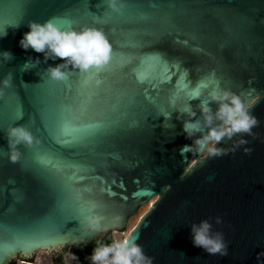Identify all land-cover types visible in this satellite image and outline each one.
<instances>
[{
	"label": "water",
	"instance_id": "water-1",
	"mask_svg": "<svg viewBox=\"0 0 264 264\" xmlns=\"http://www.w3.org/2000/svg\"><path fill=\"white\" fill-rule=\"evenodd\" d=\"M131 2L143 4L151 13V6L161 0ZM82 3L84 0H0V20L19 13L27 22L52 20L64 29L97 27L88 16L78 13ZM169 3H174L175 13L190 23H182L178 32L143 51L159 53L178 64L193 84L215 81L208 91L226 88L242 95L245 103L258 97L250 109L258 121L252 135L224 138L217 147L226 154L204 159L195 151L181 155L180 149L192 145L195 139L186 138L184 133L186 113L178 119L179 109H175L165 120L158 109L152 108L131 117L113 138L95 149L92 170L83 173L86 178L77 185L91 189L85 195L95 211L82 218L61 217L59 188L38 170L9 162L4 129L10 124L24 125L36 133L41 148L58 151L46 130L47 114L62 101L63 84L78 80L80 72L69 67L72 74L66 81L48 79L46 69L62 61L57 58L45 62L42 53L19 47V40L28 31L27 23L7 26L6 35L0 37V52L12 54L10 60L0 57V81L10 82L0 96V264L11 259L32 260L39 250H47L52 258L63 248L80 247L101 234L124 231L129 217L154 196L158 199L132 232L152 264H264V0ZM88 5L89 12L97 17L108 10L104 0H88ZM141 27L150 25L115 21L100 26L118 51L126 42L137 39L133 34ZM29 58H38L40 63L25 69ZM175 83L157 80L159 93L149 84L138 88L148 90L154 98L159 96L163 108V94ZM204 101L216 110L205 92L188 101L196 113L192 122L203 125L200 105ZM15 104L24 109L20 121H14ZM170 124L174 129L167 127ZM240 140L246 143L239 144ZM17 147L27 154L23 145ZM245 149L251 151L246 153ZM91 215L100 218V232L85 230ZM217 217L220 223H216ZM201 220L211 223L213 233L223 234L227 255H209L193 246L191 225ZM53 224L57 231L50 234L46 229Z\"/></svg>",
	"mask_w": 264,
	"mask_h": 264
},
{
	"label": "snow or ice",
	"instance_id": "snow-or-ice-1",
	"mask_svg": "<svg viewBox=\"0 0 264 264\" xmlns=\"http://www.w3.org/2000/svg\"><path fill=\"white\" fill-rule=\"evenodd\" d=\"M122 4L119 14L107 10L103 17L89 12L88 0H84L77 11L93 20L98 28L115 21L148 24L150 27L136 30L133 35L137 39L123 44V50L118 51L108 39L112 46L110 62L101 69L79 73L78 80L63 84L62 101L54 110L48 111L46 129L59 150H44L39 143L31 148L25 147L28 152L19 161L25 168L38 170L59 188L61 217L75 215L82 218L95 211V206L85 195L91 189L77 185L86 178L83 173L92 170L91 158L96 155L95 149L113 138L131 117H139L152 108L158 109L159 115L164 117L172 110H185L189 107L188 101L205 92L210 93L208 90L215 85V81L193 84L180 71L178 64L170 63L159 53L143 51L154 42L163 41L178 32L182 23H190L175 13L174 3L161 0L159 5L151 6L154 9L151 13L146 12L139 2L122 0ZM22 23L28 22L19 13L0 20V34L7 26L15 27ZM136 49L140 51L136 52ZM157 80L167 84L176 81L174 88L163 94V108L160 107L159 96L154 98L148 95V90L142 92L138 88V85L149 84L154 86L153 91L159 93L161 90L155 87ZM12 114L14 121L22 120L23 106L15 104ZM46 231L54 234L57 225L48 226Z\"/></svg>",
	"mask_w": 264,
	"mask_h": 264
},
{
	"label": "clouds",
	"instance_id": "clouds-1",
	"mask_svg": "<svg viewBox=\"0 0 264 264\" xmlns=\"http://www.w3.org/2000/svg\"><path fill=\"white\" fill-rule=\"evenodd\" d=\"M106 4L107 9L112 13L119 14L122 11V0H106ZM27 27L28 31L23 33L18 42L21 49L25 51L31 49L35 53H42L45 62L49 59L55 61L57 58L62 61L46 69V75L52 81H66L72 74V71H68L69 67L73 71L87 73L90 69L103 68L111 60L112 46L102 28L85 26L79 30L64 29L52 20L43 23L29 21ZM4 35L6 32L0 34V37ZM0 57L10 60L12 54L0 52ZM38 63H40L38 58L35 60L29 58L24 68H30L29 65L35 67ZM9 86V79L0 81V96L3 95V89ZM208 96L217 107L215 111H212L207 106L208 101L201 103L200 114L203 125L192 122L191 118L195 117L196 113L190 107L178 110V119L181 115L187 114V120L183 124L186 138L195 137L192 145H185L180 149L181 155L193 151L202 155L204 159L224 155L226 150L217 147L222 139H231L240 133L252 135V129L258 124L250 112L252 104L258 97L245 103L242 95L226 88H217L208 93ZM169 118L170 113L165 116V120ZM214 121L217 123L214 124ZM167 127L174 129L175 126L170 124ZM205 128L206 133L203 131ZM197 133L201 135L197 136ZM4 138L7 140V158L11 163H17L22 158L23 154L18 150V145L31 148L40 143L39 139L23 125H8L4 129ZM244 143L246 141H239V144ZM250 151L245 149L246 153ZM220 222V218L217 217L216 223ZM99 224L100 218L91 215L86 219L85 230L89 233L100 232ZM133 231L135 228L125 233L122 239L114 240L110 245L95 248L91 255L92 264H152V259L144 254L141 246L132 237ZM191 238L194 247L202 248L209 255H227L228 245L223 234L213 233L212 225L208 220H201L198 224L191 225ZM70 258L77 259L74 255Z\"/></svg>",
	"mask_w": 264,
	"mask_h": 264
},
{
	"label": "trees",
	"instance_id": "trees-1",
	"mask_svg": "<svg viewBox=\"0 0 264 264\" xmlns=\"http://www.w3.org/2000/svg\"><path fill=\"white\" fill-rule=\"evenodd\" d=\"M113 241L114 238L111 232L107 234H101L96 240L80 247H66L61 249L58 253L52 254V263L65 264L64 255L68 253L70 256L74 255L77 258L72 260L71 264H92L91 255L94 249L102 245H110ZM7 264H17V259H11Z\"/></svg>",
	"mask_w": 264,
	"mask_h": 264
},
{
	"label": "rangeland",
	"instance_id": "rangeland-1",
	"mask_svg": "<svg viewBox=\"0 0 264 264\" xmlns=\"http://www.w3.org/2000/svg\"><path fill=\"white\" fill-rule=\"evenodd\" d=\"M200 158H202V155L200 156ZM192 163H194V161H192L191 164ZM157 199H158V196H154L151 199H149V201L140 205L137 211L135 212V214L129 217L124 231H113L112 232L114 240L122 239L125 233H127L131 228H134L136 224L141 220L143 215L149 211L151 205ZM70 257L71 256L68 253L64 255L65 264H71L72 259ZM17 264H53V263H52L51 255L47 250H39L33 255L31 262H28L25 260L23 261L17 260Z\"/></svg>",
	"mask_w": 264,
	"mask_h": 264
}]
</instances>
